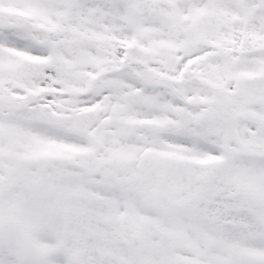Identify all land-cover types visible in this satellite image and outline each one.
I'll return each instance as SVG.
<instances>
[{
  "label": "snow or ice",
  "instance_id": "obj_1",
  "mask_svg": "<svg viewBox=\"0 0 264 264\" xmlns=\"http://www.w3.org/2000/svg\"><path fill=\"white\" fill-rule=\"evenodd\" d=\"M0 264H264V0H0Z\"/></svg>",
  "mask_w": 264,
  "mask_h": 264
}]
</instances>
